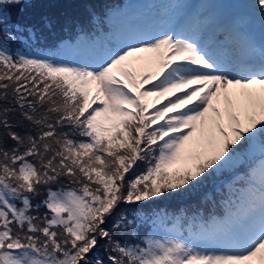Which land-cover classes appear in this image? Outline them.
I'll return each instance as SVG.
<instances>
[{
	"label": "snow or ice",
	"instance_id": "6c2138e0",
	"mask_svg": "<svg viewBox=\"0 0 264 264\" xmlns=\"http://www.w3.org/2000/svg\"><path fill=\"white\" fill-rule=\"evenodd\" d=\"M22 2L0 0V264H264V46L173 8L103 50L90 13L48 50Z\"/></svg>",
	"mask_w": 264,
	"mask_h": 264
},
{
	"label": "trees",
	"instance_id": "16d2710c",
	"mask_svg": "<svg viewBox=\"0 0 264 264\" xmlns=\"http://www.w3.org/2000/svg\"><path fill=\"white\" fill-rule=\"evenodd\" d=\"M97 0H23L19 5L10 8L11 15L25 24L35 25L38 29H42V39L40 47L54 49L58 46V41L65 38L74 37L75 33L71 30L73 23L85 21V10L89 4H94ZM103 5L104 0H99ZM47 18L56 23V28L53 31L43 30V21ZM90 30L93 27L89 26ZM70 36V37H69ZM222 173L216 178L208 181L202 188L190 195H182L176 197H168L158 201L161 209L167 211H175L178 208L187 206H195L199 201L205 204L204 193L208 196L213 192L214 188H219L227 179L222 180ZM203 210V209H202Z\"/></svg>",
	"mask_w": 264,
	"mask_h": 264
},
{
	"label": "rangeland",
	"instance_id": "374dc122",
	"mask_svg": "<svg viewBox=\"0 0 264 264\" xmlns=\"http://www.w3.org/2000/svg\"><path fill=\"white\" fill-rule=\"evenodd\" d=\"M245 2H247L246 0H244ZM249 1V3H251V4H254L255 3V0H248ZM256 13H258L259 14V11H258V9H253ZM257 20H259L260 21V23H263L264 24V22H262L261 21V17H257ZM132 35H127L126 37H125V40H128L130 37H131ZM121 44H124L122 41H115V45L116 46H119V45H121ZM229 46H231L230 48H229V50H231V48L232 47H234V45H231V44H229ZM72 55H74V53H72Z\"/></svg>",
	"mask_w": 264,
	"mask_h": 264
}]
</instances>
